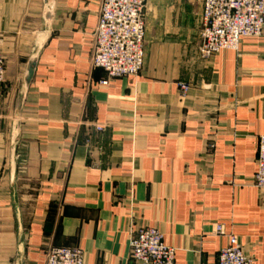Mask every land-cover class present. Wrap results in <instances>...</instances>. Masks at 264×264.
<instances>
[{"label":"crops","instance_id":"crops-1","mask_svg":"<svg viewBox=\"0 0 264 264\" xmlns=\"http://www.w3.org/2000/svg\"><path fill=\"white\" fill-rule=\"evenodd\" d=\"M100 1L55 0L22 97L35 35L47 30L43 0H0V264H45L56 246L82 249L83 264H133L128 241L142 226L162 232L179 264H215L229 244L264 264V190L253 184L264 30L201 59L202 0H147L141 72L101 85L91 65Z\"/></svg>","mask_w":264,"mask_h":264},{"label":"built area","instance_id":"built-area-1","mask_svg":"<svg viewBox=\"0 0 264 264\" xmlns=\"http://www.w3.org/2000/svg\"><path fill=\"white\" fill-rule=\"evenodd\" d=\"M147 0H101L98 21L93 32L91 65L101 69L107 85L115 78L136 77L144 65L145 8ZM264 30V0H202L199 16L198 55L209 58L221 50L238 51L246 37H260ZM5 58L0 50V85L4 81ZM189 85L179 83L186 93ZM102 131V126H96ZM256 188L264 190V134L256 138ZM214 234L224 235L222 224H215ZM133 264H179L176 248L163 242L156 227L142 226L128 241ZM45 264H83L78 247L56 246L45 252ZM215 264H254L240 245L229 244L218 250Z\"/></svg>","mask_w":264,"mask_h":264},{"label":"water","instance_id":"water-1","mask_svg":"<svg viewBox=\"0 0 264 264\" xmlns=\"http://www.w3.org/2000/svg\"><path fill=\"white\" fill-rule=\"evenodd\" d=\"M54 11H55V0H43V12H42V19L45 21L47 25V30L46 31H40L36 33L33 47L30 52V56L26 62L25 70L23 73V79H22V84L20 88V95L22 97L25 96L27 89L31 83V80L33 78L35 68L37 65L38 61V56L39 52L44 46L45 42L47 41L50 33L49 29L51 26V23L54 18ZM19 131H20V121H19V115L17 114L15 116L14 121L12 122V127H11V157H10V179L11 181L13 180L15 176V171H16V160H17V155H16V147L18 144V137H19ZM16 212H17V219L19 223V211L18 208L16 207ZM18 237H21V225L19 223V228H18ZM18 253L21 256L23 254V245L20 243L18 246ZM21 259L18 258L15 262V264H20Z\"/></svg>","mask_w":264,"mask_h":264}]
</instances>
